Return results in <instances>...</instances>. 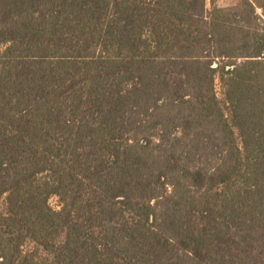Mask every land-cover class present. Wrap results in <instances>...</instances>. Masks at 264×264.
Wrapping results in <instances>:
<instances>
[{
    "label": "trees",
    "instance_id": "trees-1",
    "mask_svg": "<svg viewBox=\"0 0 264 264\" xmlns=\"http://www.w3.org/2000/svg\"><path fill=\"white\" fill-rule=\"evenodd\" d=\"M0 264H264V0H0Z\"/></svg>",
    "mask_w": 264,
    "mask_h": 264
},
{
    "label": "rangeland",
    "instance_id": "rangeland-1",
    "mask_svg": "<svg viewBox=\"0 0 264 264\" xmlns=\"http://www.w3.org/2000/svg\"><path fill=\"white\" fill-rule=\"evenodd\" d=\"M218 3L221 6H227L229 4H232L233 0H218ZM216 92H217V95H218L220 101L223 102V100H224L223 90H222L219 79H216ZM50 205L53 209H58L59 208V199L57 197H52L50 199Z\"/></svg>",
    "mask_w": 264,
    "mask_h": 264
}]
</instances>
